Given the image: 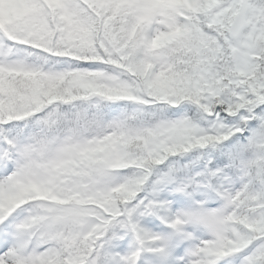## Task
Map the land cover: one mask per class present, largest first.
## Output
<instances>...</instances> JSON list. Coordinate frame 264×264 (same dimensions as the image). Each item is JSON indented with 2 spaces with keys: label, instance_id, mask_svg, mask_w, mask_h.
Listing matches in <instances>:
<instances>
[{
  "label": "snow or ice",
  "instance_id": "obj_1",
  "mask_svg": "<svg viewBox=\"0 0 264 264\" xmlns=\"http://www.w3.org/2000/svg\"><path fill=\"white\" fill-rule=\"evenodd\" d=\"M0 264H264V0H0Z\"/></svg>",
  "mask_w": 264,
  "mask_h": 264
}]
</instances>
